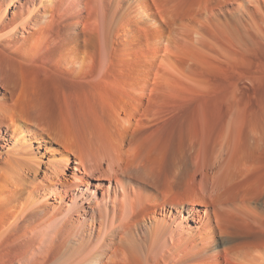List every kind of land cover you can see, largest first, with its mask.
Returning a JSON list of instances; mask_svg holds the SVG:
<instances>
[{
  "label": "bare ground",
  "instance_id": "6f19581e",
  "mask_svg": "<svg viewBox=\"0 0 264 264\" xmlns=\"http://www.w3.org/2000/svg\"><path fill=\"white\" fill-rule=\"evenodd\" d=\"M0 264H264V0H0Z\"/></svg>",
  "mask_w": 264,
  "mask_h": 264
}]
</instances>
